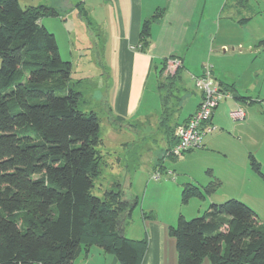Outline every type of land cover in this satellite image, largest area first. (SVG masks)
Here are the masks:
<instances>
[{
    "label": "trees",
    "instance_id": "1",
    "mask_svg": "<svg viewBox=\"0 0 264 264\" xmlns=\"http://www.w3.org/2000/svg\"><path fill=\"white\" fill-rule=\"evenodd\" d=\"M58 15L46 6L22 9L19 0H0V264H75L94 246L121 264H141L147 239L123 234L138 201L127 199L119 184L102 199L91 194L102 174L100 118L80 109L83 95L70 84L72 64L63 61L56 37L40 25L43 17ZM163 16L159 10L145 21L142 50ZM177 58L164 59L159 72V90H166L161 126L169 140L164 157L172 156L177 127L190 119L170 125L181 110L182 98L174 90L185 68L165 73L168 61ZM220 87L236 92L233 85ZM251 160L260 173V164ZM219 186L203 192L188 185L183 202L203 199ZM258 220L235 199L212 204L190 221L181 216L170 229L178 264L206 258L210 264H264V225Z\"/></svg>",
    "mask_w": 264,
    "mask_h": 264
},
{
    "label": "rangeland",
    "instance_id": "2",
    "mask_svg": "<svg viewBox=\"0 0 264 264\" xmlns=\"http://www.w3.org/2000/svg\"><path fill=\"white\" fill-rule=\"evenodd\" d=\"M100 1L19 0L22 9L46 6L58 11V16L43 17L40 25L56 37L63 61L72 64L70 84L83 95L80 109L100 118L102 174L91 194L102 199L106 191L121 185L127 199L138 201L130 223L144 210L147 222L151 214L176 227L181 216L190 221L205 215L212 204L235 199L251 207L258 223L264 225V0L190 1L193 17L179 27L181 39L177 40L181 43L171 41L174 53L186 66L174 90L183 99L178 117L184 119L196 109L201 93L192 75L206 68L212 70L216 81L234 85L240 96L255 102L247 122L230 121L225 106L233 100L222 99L218 109L222 122L216 124L206 146L163 160L160 157L167 144L153 120L154 108L163 105L160 96L166 94L165 89L159 90L161 64L152 71L146 86L139 88L143 94L140 114L152 119L119 120L109 111L115 85L111 67L115 39L104 0L101 6ZM251 156L260 164V173ZM156 173L161 175L158 181L153 179ZM216 183L220 186L213 193H204L203 199L183 202L186 186L204 192ZM201 264H210L209 258Z\"/></svg>",
    "mask_w": 264,
    "mask_h": 264
},
{
    "label": "crops",
    "instance_id": "3",
    "mask_svg": "<svg viewBox=\"0 0 264 264\" xmlns=\"http://www.w3.org/2000/svg\"><path fill=\"white\" fill-rule=\"evenodd\" d=\"M101 1L99 4L100 6L103 3ZM190 1L191 0H163L165 3H162V0H104V8L107 10L108 16H110V24L112 25V33L115 39L112 47L113 54L111 61L115 85L113 94L108 101V104L110 105L109 111L111 113H114L121 119L128 118L135 119L136 121L138 119L145 121L152 119L140 114V105L143 94L141 95L139 88H144V86H146L147 80L152 71L155 68L157 69V66L161 64L164 59L170 58L171 56H177L173 51L174 47L172 48L171 41L181 43L180 40H177L181 39L178 32L179 27L189 23L193 17L190 8L191 5H189ZM161 8L166 10L165 15L160 22H157L152 26L151 43L148 48L142 50L140 35L143 25L146 20L151 19L157 11L161 10ZM177 57V59L168 61L167 72L169 71V74H174L176 69L181 65L186 68L184 59L179 56ZM202 74L203 71L201 74L192 75V79L194 80L195 77H200ZM216 82L221 92L224 94V98L228 97V99L233 100H231L232 102H227L225 106L227 119L233 121L230 117V113L235 109L241 108L246 114L243 121L247 122L250 119L251 107L255 102L254 99H250L245 106L243 105L244 101L236 98V96L240 98L242 96L238 94V90L234 85L236 92L232 94L223 91L220 84H224V86L232 85L220 81L219 79H217ZM136 88L139 89V92L137 91L139 96L137 97ZM230 96H232V98ZM161 97L162 95L160 96V99ZM201 97L202 94H200L196 109L190 115L181 119V117H178L180 111L176 112L170 121V125L174 126L177 123H183L195 114L198 110ZM219 107L214 111L212 117V124L215 127L216 124L222 122V117L218 114ZM154 110L160 114V116H158L155 112L156 118L153 119L155 122L154 128H156L158 134L166 140L167 144L166 149L162 151V156L160 157L161 160L164 158L165 151L168 149L169 140L165 133V129L161 126L163 105L161 107H155ZM213 133H211V135ZM209 135L204 138L203 146L200 149H203L206 146V139ZM142 211L143 212L137 216L136 222L130 223V220H128L123 226V234L128 239L138 241L147 239L148 246L141 264H178L176 242L170 235V229L173 226L168 225V223L158 219V217L153 218L151 214L150 221L148 220L147 222L148 214H146L144 210ZM75 264L121 263L116 256L105 253L102 249L94 246L87 254L81 255L75 261Z\"/></svg>",
    "mask_w": 264,
    "mask_h": 264
},
{
    "label": "built area",
    "instance_id": "4",
    "mask_svg": "<svg viewBox=\"0 0 264 264\" xmlns=\"http://www.w3.org/2000/svg\"><path fill=\"white\" fill-rule=\"evenodd\" d=\"M195 86L202 94L198 110L183 125L177 127L175 136L177 143L173 146L170 155L181 157L184 154L202 148L204 138L213 133L216 127L212 124L214 111L225 97L221 92L211 69L206 68L200 77L194 78ZM234 121H243L246 114L238 108L230 113ZM161 175L156 173L154 180H160Z\"/></svg>",
    "mask_w": 264,
    "mask_h": 264
}]
</instances>
